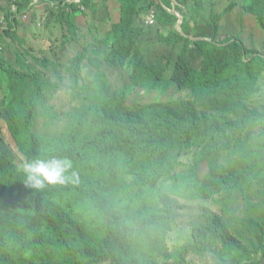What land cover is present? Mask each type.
I'll return each mask as SVG.
<instances>
[{"label": "rangeland", "instance_id": "374dc122", "mask_svg": "<svg viewBox=\"0 0 264 264\" xmlns=\"http://www.w3.org/2000/svg\"><path fill=\"white\" fill-rule=\"evenodd\" d=\"M19 1L0 0V27L5 21L0 29V158L7 172L24 184L29 185L23 165L46 152L44 140L64 135L79 119L80 147L106 124L121 127L125 136L149 135L165 111L184 115L189 102L199 121L222 123L231 118L222 104L223 92L216 94L218 101L210 96L193 101L188 91L172 82L179 57L195 71L202 68L204 57L190 37L171 42L177 25L157 7L147 9L149 0H140L132 14L123 11L122 0H69L59 10L70 16L68 25L62 15L53 14L54 0H29L20 14ZM197 1L188 10L192 27L200 24L206 29L214 19L217 41L237 39L264 53V0H202L200 17ZM152 9L157 11L155 25L149 20ZM8 14L18 15L12 36L5 34ZM130 29L134 51L121 68L110 65V57L126 38L123 32ZM79 56L80 78L74 84L72 64ZM34 72L59 88H48L38 99L26 126L29 110L22 99L31 93L30 82L17 76ZM246 104L264 112V72ZM11 124L18 130L17 138ZM257 145H264V121L243 132L228 131L219 140L194 139L173 153L176 164L147 187L131 186L137 170L121 165L116 187L106 196L113 211L116 250L123 258L134 255L137 264H239L211 235L202 254L181 258L185 247L194 244V229L205 226L253 250L251 263L264 264V170L246 171Z\"/></svg>", "mask_w": 264, "mask_h": 264}, {"label": "trees", "instance_id": "16d2710c", "mask_svg": "<svg viewBox=\"0 0 264 264\" xmlns=\"http://www.w3.org/2000/svg\"><path fill=\"white\" fill-rule=\"evenodd\" d=\"M139 1L122 0L123 11L132 14ZM167 1L149 0L147 9L157 7L172 25H176V17L163 8V3L169 4ZM192 1L182 0L187 5L185 21L181 31L176 29L173 33L171 42L177 44L192 38L204 57V64L195 71L191 63L179 57L171 80L180 90L188 91L193 101L208 99L209 96L218 101L216 94L223 92L225 101L222 104L231 118L222 123L199 121L194 104L189 102L192 105L186 104L184 115L165 111L149 135L136 137L129 133L125 136L121 127L106 124L92 140L80 147L76 139L82 131V120L79 119L64 135L44 140L46 152L39 159L55 158L71 163L65 173V183L44 188L31 187L17 175H10L0 158V264H137L133 261L134 255L123 258L115 247L113 211L106 196L118 182L116 170L121 165L135 168L136 179L131 186L147 187L176 164L173 153L189 147L194 139L219 140L228 131L243 132L264 121V112L255 111L246 104L263 75L264 53L249 49L237 39L217 41V22L214 19L206 29L200 24L192 27L188 19ZM53 2H57V10L53 14L57 17L62 15V21L70 24V16L65 12L59 13L60 9L63 11L68 6L69 0ZM29 3V0L25 4L23 0L17 3L19 14ZM196 5L199 6L197 16L200 17L204 11L202 0H198ZM17 17L8 14L5 19L6 26H9L5 30L8 36L16 34ZM132 33V29L123 32L126 38L110 57V65L121 68L134 51ZM82 60L79 56L73 61L71 80L74 84L80 78ZM17 78L30 82L31 95L22 99L23 107L29 110L26 114V126H29L38 99L48 88L57 90L59 86L49 85L42 79L41 72ZM10 128L17 138L15 125L11 124ZM257 148L246 168L248 173L259 174L264 170V145H257ZM208 235L220 239L222 250L234 256L239 264H255L251 263L255 255L253 250L205 226L194 229V244L185 247L181 258L189 253L202 254Z\"/></svg>", "mask_w": 264, "mask_h": 264}, {"label": "clouds", "instance_id": "9594fccd", "mask_svg": "<svg viewBox=\"0 0 264 264\" xmlns=\"http://www.w3.org/2000/svg\"><path fill=\"white\" fill-rule=\"evenodd\" d=\"M71 167L67 160L36 159L23 165L26 182L34 188H44L50 184H63L67 177L65 173Z\"/></svg>", "mask_w": 264, "mask_h": 264}, {"label": "built area", "instance_id": "2783aa9c", "mask_svg": "<svg viewBox=\"0 0 264 264\" xmlns=\"http://www.w3.org/2000/svg\"><path fill=\"white\" fill-rule=\"evenodd\" d=\"M76 2H81V0H76ZM169 4L163 3V8L171 15H174L176 17V25H177V30L181 31V27L185 21V12L187 9V5L182 2V0H168ZM167 5V6H166ZM171 5V6H169ZM16 8V7H15ZM15 10V9H14ZM13 10V11H14ZM17 10V9H16ZM149 20L151 25H155L157 22V11L156 10H150L148 12ZM24 19L29 17V13L25 12L22 16ZM2 27H5V21H1Z\"/></svg>", "mask_w": 264, "mask_h": 264}]
</instances>
